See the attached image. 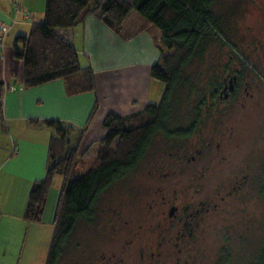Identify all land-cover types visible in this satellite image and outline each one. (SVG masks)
Wrapping results in <instances>:
<instances>
[{
	"label": "trees",
	"instance_id": "trees-1",
	"mask_svg": "<svg viewBox=\"0 0 264 264\" xmlns=\"http://www.w3.org/2000/svg\"><path fill=\"white\" fill-rule=\"evenodd\" d=\"M131 10L138 15V29L154 25L160 31V57L150 69L151 77L164 85L160 101L125 116L107 113L102 121L105 134L95 159L75 178L71 175L78 161V146L70 144V127L58 120L41 121L55 136L48 143L45 174L31 184L23 218L27 222L41 221L50 187L59 176L61 184L44 264H62L77 227L95 224L103 196L137 169L155 141L191 138L221 108L232 75L241 79L236 67L245 61L233 53L240 51L227 31L231 16L227 11H216L215 0H45L43 20L33 23L28 34L16 36L13 42L14 55L23 63V86L67 79L69 91H93L90 66L80 65L76 50L58 30L74 26L90 13L120 34ZM3 89L0 83V115ZM95 109L96 102L92 113ZM258 195L264 208V161ZM230 255L228 246L222 245L217 264L229 263ZM249 264H264V236Z\"/></svg>",
	"mask_w": 264,
	"mask_h": 264
},
{
	"label": "rangeland",
	"instance_id": "rangeland-1",
	"mask_svg": "<svg viewBox=\"0 0 264 264\" xmlns=\"http://www.w3.org/2000/svg\"><path fill=\"white\" fill-rule=\"evenodd\" d=\"M251 1L255 0H215V8L231 16L227 31L240 51L233 53L246 62L236 67L241 82L250 80L259 87L244 91L241 83L191 138L155 141L137 169L103 196L95 224L77 227L62 264H217L223 240L216 231L220 221L214 214L199 222L203 232L188 237L185 253L179 252L181 244L176 245V239L161 238L157 214L166 206L164 202L175 195L188 204L212 201L216 192L229 184L227 179L241 172L252 175L244 192L246 202L230 198L223 204L236 214L234 238L227 245L229 263L249 264L256 256L264 236V208L258 195L259 171L264 161V43L245 30ZM4 22L10 23L9 19ZM151 27L154 32L158 29ZM196 147L201 148L198 156ZM192 155L195 159L189 162ZM88 166L79 160L71 178ZM58 178L50 187L48 204L53 197L56 202ZM244 217L245 225L239 226Z\"/></svg>",
	"mask_w": 264,
	"mask_h": 264
},
{
	"label": "crops",
	"instance_id": "crops-1",
	"mask_svg": "<svg viewBox=\"0 0 264 264\" xmlns=\"http://www.w3.org/2000/svg\"><path fill=\"white\" fill-rule=\"evenodd\" d=\"M16 1L17 21L12 23L8 14L15 8L13 0H0V24L7 19L10 22L8 31L0 33V83L4 87L0 115V264H44L52 235L54 197L50 204L46 200L41 221L23 218L31 184L44 176L49 164L48 143L55 136L41 121L58 120L70 127L68 139L71 145L77 143L78 161L93 163L105 134L102 121L107 113L125 116L160 101L164 85L150 75L151 66L160 57V31L154 32L152 25L138 29L134 10L127 15L120 34L97 15L86 14L82 21L58 33L74 47L80 65L90 66L95 89L69 91L67 79L25 88L23 63L14 55L13 42L16 36L28 34L33 23L43 20L45 0ZM17 48L20 50L21 45Z\"/></svg>",
	"mask_w": 264,
	"mask_h": 264
},
{
	"label": "flooded vegetation",
	"instance_id": "flooded-vegetation-1",
	"mask_svg": "<svg viewBox=\"0 0 264 264\" xmlns=\"http://www.w3.org/2000/svg\"><path fill=\"white\" fill-rule=\"evenodd\" d=\"M250 3V9L248 11V20L245 24V30L249 35L260 39L264 43V0H255ZM262 45V44H261ZM256 47V46H255ZM251 79V78H250ZM255 81V80H254ZM243 84L244 91L248 88L252 89L254 87H259L257 84L254 86L250 80L241 82L237 77V74L232 75L229 79L227 85L225 86V94L223 100H229L232 93L236 88ZM253 96V93L250 94ZM209 145L210 142L205 143ZM191 149L194 146V142L190 144ZM189 149V150H190ZM196 156L201 154V148L196 147ZM186 155V152L183 154ZM195 156L192 155L188 161H193ZM248 166V165H246ZM203 175V174H202ZM252 176V175H251ZM248 173L241 172L234 174L233 177L227 179L229 184L225 185L222 190L216 192L215 197L212 201L199 200L196 203L192 202L188 204L186 201L182 200L179 196L175 195L172 198L164 202L166 206L157 214V225L161 227V238L167 241H171L172 238L177 240L176 245L181 244L179 252L185 253L188 243V237L192 234L197 236L203 232V228L199 226V222L204 220L208 214H214L220 222L215 226L217 233L223 240L222 245H228L234 238L235 233V217L234 211H230L227 205H223L228 202V199L239 198L241 202H246V188L247 183L251 177ZM245 217L241 220L239 226L245 225ZM159 243V242H158ZM102 259L105 258L103 254ZM111 257H107L109 260Z\"/></svg>",
	"mask_w": 264,
	"mask_h": 264
},
{
	"label": "built area",
	"instance_id": "built-area-1",
	"mask_svg": "<svg viewBox=\"0 0 264 264\" xmlns=\"http://www.w3.org/2000/svg\"><path fill=\"white\" fill-rule=\"evenodd\" d=\"M13 4H14V10H12L8 15H9V18H10V22L14 23L16 22L17 20V14H18V9H17V1L16 0H13ZM8 31V26L6 23H1L0 24V33L1 34H5L6 32Z\"/></svg>",
	"mask_w": 264,
	"mask_h": 264
}]
</instances>
